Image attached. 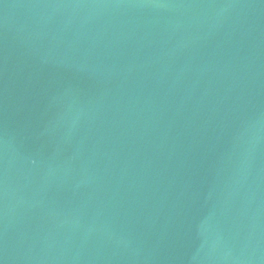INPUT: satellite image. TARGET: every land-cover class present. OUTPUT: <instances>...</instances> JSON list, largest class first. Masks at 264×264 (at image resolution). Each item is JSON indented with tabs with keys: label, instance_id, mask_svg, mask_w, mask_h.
<instances>
[{
	"label": "water",
	"instance_id": "1",
	"mask_svg": "<svg viewBox=\"0 0 264 264\" xmlns=\"http://www.w3.org/2000/svg\"><path fill=\"white\" fill-rule=\"evenodd\" d=\"M0 264H264V0H0Z\"/></svg>",
	"mask_w": 264,
	"mask_h": 264
}]
</instances>
